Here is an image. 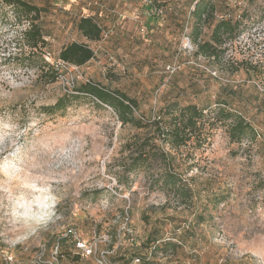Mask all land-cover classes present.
Listing matches in <instances>:
<instances>
[{
    "label": "rangeland",
    "instance_id": "rangeland-1",
    "mask_svg": "<svg viewBox=\"0 0 264 264\" xmlns=\"http://www.w3.org/2000/svg\"><path fill=\"white\" fill-rule=\"evenodd\" d=\"M25 1L44 9L38 23L48 45L30 59V19L0 0V264H264V0H205L215 9L198 36L192 13L201 0ZM82 16L101 25V40L78 31ZM230 18L239 36H225L219 61L200 58L197 42ZM72 42L95 57L63 63L59 53ZM44 62L58 71L55 81ZM246 63L260 65L259 74ZM89 81L136 99L143 122L177 102L205 109L213 123L225 102L257 139L233 142L228 123L207 124L201 147L156 139L172 161L151 158L129 175L124 167L154 130L123 124L87 96L63 112L42 110ZM170 169L187 179L190 199L157 182ZM153 232L175 248L151 255Z\"/></svg>",
    "mask_w": 264,
    "mask_h": 264
},
{
    "label": "trees",
    "instance_id": "trees-1",
    "mask_svg": "<svg viewBox=\"0 0 264 264\" xmlns=\"http://www.w3.org/2000/svg\"><path fill=\"white\" fill-rule=\"evenodd\" d=\"M7 6H11L16 11L17 15H23L30 19V28L25 32L24 39L27 46L31 49V53L28 56L30 59L42 55L44 49L48 43L45 38V34L39 25L38 21L41 18V13L44 9L27 2L25 0H2ZM214 3L211 1L206 2L201 0L196 3L193 17L196 19L195 34L198 36L201 30V26L206 20L207 14L214 11ZM236 22L230 19H221L216 24L211 41L197 42L198 55L214 56L218 61L220 55L223 53L221 47L226 42V38L233 40L239 36V32H236ZM78 31L90 41H99L102 38L103 28L95 20L93 16H82L76 22ZM225 36H227L225 38ZM95 57L94 50L85 43L72 42L65 45L60 53L59 59L67 64L77 67L84 66ZM49 68L47 75L50 77L49 82H53L59 76L58 71L52 67L49 63L44 62ZM248 72H253L255 75L259 74L261 66L246 63L244 66ZM73 94H66L59 98L53 105L42 107V110L46 114H55L57 112H63L69 108L75 101L82 98L81 96L89 97L97 107L103 108L104 106L110 107L118 115L119 120L123 124H132L139 129H152L154 134L151 138L146 137L138 146V153L135 157H131L128 164L124 167V172L130 174L135 173L137 170L147 166L151 160L172 161V157L169 153H165L164 150H160L155 145V140L159 139L165 145H168L172 149H180L183 146H187L189 143L194 142L197 146L201 147L207 141L208 135L206 134V125L209 129H212L216 124L228 123V132L230 139L233 142H242L248 140L253 142L257 139L258 133L255 128L246 121L241 115H238L229 109H224L222 106L226 105L225 102H217L216 114L214 122L210 121V117H207L204 113L205 109L199 108L196 104H188L186 106H180L177 102L168 104L164 110L158 113L153 119H146L143 122L134 116L135 111L139 109V103L136 99L129 97L127 94L119 90H111L108 87L103 86L96 82H86L76 87ZM230 94H233L231 92ZM150 144H153L152 146ZM171 187L172 190L181 192L184 198L190 199L191 190L188 187L187 179L176 173L174 169H170L164 173L162 177H159L157 182L161 180ZM120 184H124L119 180ZM128 186L130 182L128 181ZM69 236H67L68 238ZM153 232L146 241V248L152 250L151 255L171 247L175 248V244L171 241L163 242L159 241L162 238ZM59 239L58 245L64 243L66 239ZM154 247V249H153ZM138 256V255H135ZM138 261H142V264H150L148 257L143 259L142 257L135 258Z\"/></svg>",
    "mask_w": 264,
    "mask_h": 264
},
{
    "label": "built area",
    "instance_id": "built-area-1",
    "mask_svg": "<svg viewBox=\"0 0 264 264\" xmlns=\"http://www.w3.org/2000/svg\"><path fill=\"white\" fill-rule=\"evenodd\" d=\"M185 49H189V50H193V44L191 43V41L189 39H187L185 41V45H184ZM198 49V47H197ZM200 56V58H204V59H209V60H215L216 58L214 56H206V55H198ZM167 70L170 71V72H173L174 69L171 67V66H168L167 67ZM211 73L214 75V76H217V72L216 71H211ZM107 107V106H106ZM107 108H110V107H107ZM75 234L73 230H69L68 233L66 234L67 236H71ZM77 246L81 249V251H83L84 253H86L87 255H91L93 253V249L92 247L90 246H87L86 244L84 243H81V242H78ZM0 254H1V250H0Z\"/></svg>",
    "mask_w": 264,
    "mask_h": 264
}]
</instances>
